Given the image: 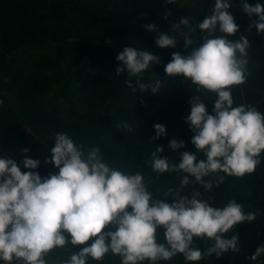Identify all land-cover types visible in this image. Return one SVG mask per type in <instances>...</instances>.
I'll use <instances>...</instances> for the list:
<instances>
[{
  "label": "trees",
  "instance_id": "16d2710c",
  "mask_svg": "<svg viewBox=\"0 0 264 264\" xmlns=\"http://www.w3.org/2000/svg\"><path fill=\"white\" fill-rule=\"evenodd\" d=\"M195 1L0 0V264H264V0Z\"/></svg>",
  "mask_w": 264,
  "mask_h": 264
},
{
  "label": "rangeland",
  "instance_id": "374dc122",
  "mask_svg": "<svg viewBox=\"0 0 264 264\" xmlns=\"http://www.w3.org/2000/svg\"><path fill=\"white\" fill-rule=\"evenodd\" d=\"M200 2V4L198 2ZM220 5L219 0H196L194 3H192L190 9L191 13L194 15H197L198 13H204L206 11H212L218 8ZM182 12L180 11L179 8L173 10V19L175 20H180L182 18ZM189 39L188 34H181V36H178L176 38L177 43H187ZM15 208H22L27 206L28 201H14Z\"/></svg>",
  "mask_w": 264,
  "mask_h": 264
},
{
  "label": "water",
  "instance_id": "95a60500",
  "mask_svg": "<svg viewBox=\"0 0 264 264\" xmlns=\"http://www.w3.org/2000/svg\"><path fill=\"white\" fill-rule=\"evenodd\" d=\"M44 1V0H43ZM19 2H21L22 4L25 3V0H19Z\"/></svg>",
  "mask_w": 264,
  "mask_h": 264
}]
</instances>
